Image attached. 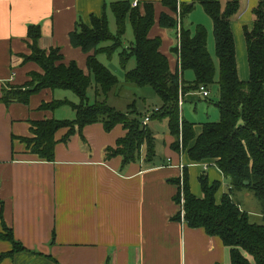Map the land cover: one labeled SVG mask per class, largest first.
<instances>
[{
	"label": "crops",
	"instance_id": "1",
	"mask_svg": "<svg viewBox=\"0 0 264 264\" xmlns=\"http://www.w3.org/2000/svg\"><path fill=\"white\" fill-rule=\"evenodd\" d=\"M119 1L130 2L133 7L154 6L155 24L149 37L162 40L160 51L176 73L179 58L165 45L167 32L176 30L162 28L160 18L164 14L178 20V14L162 0H0V235L7 234V227L25 248L14 252V243L0 237V258L7 255L0 264H231L230 248L220 238L175 220L182 207L175 201L181 189L182 166L197 198L203 197L199 182L203 172L211 183L221 184L217 204L229 193L230 181L216 161H191L186 152L172 149L175 139L169 134L162 150L156 147L152 162L145 159L144 146L140 160L124 166L120 156L106 159L105 150L115 147L127 131L118 125L107 132L103 124L96 123L66 144L61 140L68 129L60 130L56 134L55 160L47 162L32 154L21 138L34 137L32 122L74 120L75 111L69 106L54 112L41 106L53 100L77 104V96L70 91L45 89L33 95L29 104L3 101L6 90L25 87L33 73L43 74L39 65L26 61L32 54L30 27H40L41 49L60 50L64 63L76 62L89 75L88 55L72 46L70 35L79 22L90 25L92 16L102 18L106 6ZM197 1L178 0L179 7L196 3L184 26L193 34L198 26L207 30L208 49L214 59L210 45L212 39L216 43L213 20ZM215 1L225 10L228 0ZM258 4L259 0H240V9L232 18L237 62L247 50L244 30H253ZM175 33L177 44L173 47L178 45ZM215 53L216 46V57ZM214 62L218 73L219 61ZM239 77L242 81L249 79L245 71ZM89 96L93 102V89ZM196 98L202 99L198 91L186 97L188 103ZM202 131V124L195 126L197 136ZM242 196L249 195L237 192L232 197L243 210ZM246 212L262 220L261 207L260 211Z\"/></svg>",
	"mask_w": 264,
	"mask_h": 264
},
{
	"label": "trees",
	"instance_id": "2",
	"mask_svg": "<svg viewBox=\"0 0 264 264\" xmlns=\"http://www.w3.org/2000/svg\"><path fill=\"white\" fill-rule=\"evenodd\" d=\"M197 2L213 20L220 69V98L217 104L220 120L203 123L199 136L195 132L197 124L182 116L180 99L199 91L201 86L210 88L217 73L208 49L207 30L198 26L193 34L184 26L185 18L193 12L196 3L179 7L178 0H162L164 6L180 14L179 23L164 14L160 18V26L176 30L177 37L180 25L179 45L172 49L179 58L180 68L176 73L171 71L168 58L160 51L162 40L149 37L155 24L152 4H145L141 8L133 7L127 1L115 2L106 6L102 18L92 16L90 25L83 22L77 24L70 41L74 48L88 55L89 75L76 62L64 63L60 50L41 49L40 27H30L28 35L33 42L32 54L26 57V61L39 65L43 74L33 73L34 80L30 85L6 90L3 101L6 104H29L33 95L45 89L70 91L77 96V104L68 100H53L41 106L42 110L52 112L69 106L75 111L74 120L53 118L32 122L34 137L21 138L32 154L47 162L55 160L56 134L60 130L68 129L61 140L66 144L73 136H82L86 126L96 123L103 124L107 132L118 125L127 131L115 147L106 148V159L120 156L126 166L140 160L145 146V159L152 162L156 157V136L143 123L141 112L135 104L131 105L129 111L122 112L108 103L109 95L120 86V80L99 57H112L119 52L126 85L151 87L161 98L162 106L151 114V121L168 120L169 134L175 139L172 149L178 153L186 152L193 162L216 161L217 168L230 181L229 193L217 204L220 182L211 183L206 172H203L199 177L203 197L197 198L191 192L189 175L184 170L183 188L175 197L176 203L181 204L183 195L184 217L179 212L175 220L184 221L192 229H204L209 236L220 238L230 248L231 264H264V0H259L254 11L253 30H244L250 70V79L246 82L239 77L231 26L232 18L240 9V0H228L225 10L215 0ZM107 10L115 18L116 33L110 29ZM128 22L132 26L135 42L125 48L124 35ZM132 59H135L133 68L129 66ZM186 71L194 72L195 81L187 82L184 79ZM91 89L95 95L93 102L89 96ZM177 183L180 184V181ZM243 191L251 192L260 205L263 213L261 224L253 223L252 216L233 199V194ZM6 232L5 236L0 237L14 243V252L24 251L25 248L15 241L7 227Z\"/></svg>",
	"mask_w": 264,
	"mask_h": 264
},
{
	"label": "rangeland",
	"instance_id": "3",
	"mask_svg": "<svg viewBox=\"0 0 264 264\" xmlns=\"http://www.w3.org/2000/svg\"><path fill=\"white\" fill-rule=\"evenodd\" d=\"M108 19L110 23V29L113 33H116V21L112 14V12L109 11ZM178 21V20H177ZM176 32V31H175ZM173 32H167L168 36L165 40V45H169L170 49L175 48L173 45L175 43L177 44L176 40V33ZM135 42L132 26L130 22L127 23L126 33L124 35V47L129 48L133 43ZM210 45L213 47V57L214 60L217 61L214 52H215V46L216 43L212 39V43L210 42ZM209 45V46H210ZM171 52V51H170ZM216 54V53H215ZM173 56H175L174 53H172ZM100 60L104 62V65L120 80V86H118L114 92H112L108 97V103L114 107H116L119 111L127 112L129 111L131 105L135 104L136 108L140 110L141 114L143 115V118L145 116H150L153 114L154 111L161 108L162 106V100L159 97V95L151 88V87H129L125 83V72L121 67L120 64V57L119 52L114 53L112 57H108L107 55H102L100 57ZM135 59H132L130 61L129 66L131 67L134 65L135 62H133ZM238 71L239 74L242 73V71H245L246 76L250 79V71H249V64H248V56H247V50H245L243 59L242 55H239L238 59ZM218 69V68H217ZM219 72L217 73V75ZM184 79L187 82H193L195 81V74L192 71H186L184 73ZM248 79V80H249ZM34 78L32 77V80L27 83L31 84ZM246 80V81H248ZM245 81V82H246ZM208 90L211 92L209 98H196L195 101L188 103L187 102V95L181 97V111L185 117L186 120L194 122L197 125H201L206 122L215 123L220 120V111L217 107V104L219 102L220 98V74L217 78H215L214 84L208 88ZM90 100L92 98L90 97ZM64 110L67 109V111H70V108L65 107ZM149 127L154 130L155 136H156V147L158 150H162L164 147L165 140L167 136L169 135V128H168V120L162 119V120H152L149 124ZM182 148V145H180ZM243 194H248L249 196H242L244 199L242 201L243 210H257L260 211V205L258 204L257 200L254 198L253 194L249 191H243ZM183 200V197H182ZM237 202V200H236ZM182 206V202H181ZM182 212V207H181ZM253 223L261 224L262 220L259 217H252L251 218Z\"/></svg>",
	"mask_w": 264,
	"mask_h": 264
},
{
	"label": "built area",
	"instance_id": "4",
	"mask_svg": "<svg viewBox=\"0 0 264 264\" xmlns=\"http://www.w3.org/2000/svg\"><path fill=\"white\" fill-rule=\"evenodd\" d=\"M179 22H180V14H178V23H179ZM180 34H181V31H180V25H179V26H178V45H179ZM198 93H199L202 97H204V98H209V96H210V94H211V92H210L207 88H205L204 86H201V87H200V90L198 91ZM180 102H181V99H180ZM156 111H157V110H156ZM150 121H151L150 116H146V117L143 119V123H144L145 125H148ZM183 168H184V167L182 166V170H183V172H182V175H181V188H183V184H184V169H183ZM182 197H183V195H182ZM183 205H184V198H183V200H182V217H184Z\"/></svg>",
	"mask_w": 264,
	"mask_h": 264
}]
</instances>
